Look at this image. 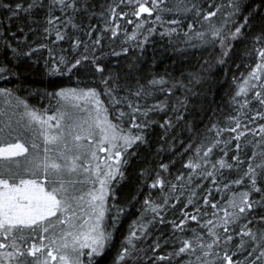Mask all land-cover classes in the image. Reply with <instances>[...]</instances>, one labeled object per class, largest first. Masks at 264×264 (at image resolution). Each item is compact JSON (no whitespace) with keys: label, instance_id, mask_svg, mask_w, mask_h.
Returning <instances> with one entry per match:
<instances>
[{"label":"snow or ice","instance_id":"6c2138e0","mask_svg":"<svg viewBox=\"0 0 264 264\" xmlns=\"http://www.w3.org/2000/svg\"><path fill=\"white\" fill-rule=\"evenodd\" d=\"M93 9L90 0H0V80L18 76L14 61H38L35 54L44 50L50 75L98 81L46 93L56 102L51 112L0 87L7 106L0 108V264H100L114 247L121 214L137 204L140 214L113 264H264V122L255 119L264 121V0H112ZM97 15L102 29L91 21ZM16 21L21 37L10 31ZM157 34L181 53L218 45L221 65L237 42H249L245 51L254 58L236 82L239 115L189 143L175 177V161L147 164L151 130L194 131L184 112L211 66L205 60L183 80L143 76L140 58ZM65 41L70 58L62 47L57 51ZM133 48L140 54L124 69L105 61ZM177 86L185 96L175 106L148 102L157 92L171 97ZM253 101L259 107H249ZM161 112L174 116L157 120ZM224 132L235 135L221 139ZM169 147L160 143L154 154ZM141 159L135 194L117 203V187Z\"/></svg>","mask_w":264,"mask_h":264},{"label":"trees","instance_id":"16d2710c","mask_svg":"<svg viewBox=\"0 0 264 264\" xmlns=\"http://www.w3.org/2000/svg\"><path fill=\"white\" fill-rule=\"evenodd\" d=\"M5 2H8V0H5ZM90 2L94 5L93 10L99 12L101 6L106 5V3H111L112 0H90ZM216 2L226 3L227 0H216ZM91 21L98 29L103 28V21L98 15L91 17ZM6 23L7 21H5V24ZM18 23L19 21L13 23L10 31H16L17 37H21L16 27ZM121 23L122 27H127L129 31L133 30V25L126 24L124 21ZM10 31L8 32V38L12 39ZM28 35L32 39H36L32 34L29 33ZM61 47L65 50L66 54H69L70 58L71 52L68 42H62L57 47V51H59ZM113 47L119 50V41H117ZM248 47L249 42H237L233 48L232 54L227 58L226 63L221 65L216 63L220 51L218 45L188 48L181 53L174 50L173 44L169 43L167 37H161L158 34L150 37V41L144 46L143 55L140 58L142 62L139 63L141 72L145 77L150 78L151 75L156 73L160 75L167 73L176 80H183L189 72L196 71L204 66L205 60L208 61L211 67L204 73L202 83L197 86V95L189 97L190 103L188 104L187 111L184 112L185 119L189 122V125L194 131H190L188 128L178 125L165 136L163 128L154 125L151 130L152 149L144 153V158L147 160L148 165L156 166L160 161L165 163L175 161V163L170 165L171 176L175 177L178 170L183 171L180 160L190 155V152H184V148L189 143L195 145L205 135H213L214 132L209 131L212 124H219L221 127L228 126L231 123L229 117L239 115L237 112L239 106L232 98L235 95L237 80L240 79L242 75L247 74L250 70L249 65L252 64L254 60L253 57H249L246 54L245 50ZM105 51H107V48ZM139 54L140 49L133 48L130 50L127 57L124 55L119 57L107 56L105 61L110 67L124 69L130 63V60L135 59ZM2 55L3 49L0 48V58H2ZM35 56L39 57L38 61L34 59H24L22 62L14 61V71L18 76L12 75L7 79L0 80V87L14 89L17 96L27 100L30 105L36 108L49 109L51 112L50 106H54L56 102L46 96V93L57 91L60 87H77L78 80L80 87L97 86L98 84L94 76H84L82 74H65L64 76L50 75L45 67V61L48 59L46 51L42 50L37 52ZM234 77L236 79H234ZM185 83H187V81H185ZM100 87L102 88V85ZM184 96L185 89L182 86H177L174 89V95L171 97H168L164 92H157L155 97L150 98L148 102L154 103L157 99H167L171 106H175L177 100H183ZM105 102L108 103L107 99ZM3 107L7 106L4 104L3 98L0 97V108ZM249 107L259 106L253 101ZM249 114L253 115L251 112ZM169 116H174V113L161 112L156 115V119L162 121ZM255 119L257 125L264 122L260 121L259 118ZM244 123H248V121L245 120ZM249 127H253V125L249 123ZM233 135L235 134L224 132L221 139ZM249 139H252V137L249 136ZM255 139L258 140L259 137L257 136ZM157 141L166 145L174 144V147H169L167 150L160 151L159 156H156L154 153L160 147V143H157ZM233 151L234 148L230 144L228 152L229 159ZM214 152L216 157L222 155L219 148L215 149ZM144 162V159L134 160L129 169V178L117 187V203L126 204L128 199L135 194L138 186L137 169ZM139 214V204L134 208L128 206L127 211L121 214L120 220L116 223L115 240L113 242L114 247L111 252L102 258L100 264H113L116 249L128 234L129 226L138 218ZM111 222L112 221H109V223Z\"/></svg>","mask_w":264,"mask_h":264}]
</instances>
